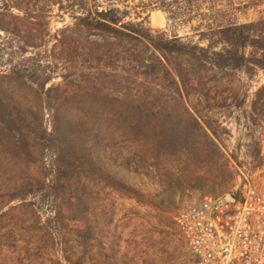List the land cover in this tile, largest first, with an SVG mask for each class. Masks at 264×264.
Returning a JSON list of instances; mask_svg holds the SVG:
<instances>
[{
	"label": "rangeland",
	"instance_id": "1",
	"mask_svg": "<svg viewBox=\"0 0 264 264\" xmlns=\"http://www.w3.org/2000/svg\"><path fill=\"white\" fill-rule=\"evenodd\" d=\"M129 5L131 16L140 13L153 33L178 35L185 42L195 43H199L206 19L243 24L264 17V0H186L179 5L172 0H130ZM166 11H172L171 18ZM189 17L191 21L187 20ZM72 22L69 16L54 11L49 22L50 41H54L59 30L71 27ZM63 44V55L45 58L33 67L38 71L33 78L37 83L50 78L45 86L49 92L42 96V105L24 110L42 108L43 127L59 135L54 147L59 159L65 157L63 150L67 151L70 138L84 149L83 154L91 143L96 153L101 145L107 148L106 156L115 158L116 163H133L135 173L130 180L148 194L137 198L116 193L104 188L90 173L81 175L93 214L91 228L102 239L103 248L90 244V264H100L96 255L103 251L108 259L115 256L126 264H192L175 227V216L204 197L233 193L245 181L264 185V113L252 112L251 108L255 92L264 86V70L236 71L228 77L231 85L222 89L207 77L206 85L189 86L186 91L172 73L160 68L158 61L152 60L153 65L139 61L127 65L122 60L123 50L109 49L100 37L74 32L66 35ZM157 68L161 70L158 72ZM7 69L0 56V73ZM232 90L244 100L242 106L238 101L232 102ZM27 97L30 99L33 94L29 92ZM131 110L141 112L144 120H153L158 130L165 127L168 143L150 146L148 141H132L115 120L118 114ZM204 122L212 127L215 136ZM51 154L42 155L48 159ZM12 159L19 162L18 158ZM63 165L67 166L65 162ZM14 169L17 176L25 173L18 166ZM71 170L65 173L77 178ZM50 194L51 198L60 196L55 190ZM24 197V203L35 209L40 223L47 226L43 228L48 235L53 233V245L70 251L73 240L68 217L54 219L48 226L52 208L46 199L34 198V193ZM19 204L22 202L18 200L10 202V206ZM30 213L18 211L13 218L28 219L23 224L25 228L31 223ZM26 235L21 233L17 239L23 236L25 240ZM41 236L42 249L51 247L47 234L42 231Z\"/></svg>",
	"mask_w": 264,
	"mask_h": 264
},
{
	"label": "trees",
	"instance_id": "2",
	"mask_svg": "<svg viewBox=\"0 0 264 264\" xmlns=\"http://www.w3.org/2000/svg\"><path fill=\"white\" fill-rule=\"evenodd\" d=\"M172 1L179 5L186 0ZM129 4L130 0H0V56L8 67L6 72L0 73V264H90L93 261L90 244L103 249L102 239L96 237L91 228L93 214L87 202V186L80 180L83 174L90 173L104 188L116 193L137 198L148 196L130 180L135 173L133 163L129 160L116 163L115 158L106 156L107 148L101 145L98 146L99 153L92 149L91 143L83 154L84 149L78 148L76 141L70 138L67 151L63 150L65 157L59 159L55 153L57 148L54 149L59 135L43 127L42 108L31 112L24 110L27 106L42 105V96L49 92L45 86L50 78L37 83L33 78L38 71L33 67L45 58L63 55L66 35L75 32L100 37L108 43L109 49L123 50L122 60L127 65L138 61L153 65L152 60L158 61L160 68L172 73L186 91L189 86L206 85L207 77L216 82L215 87L222 89L231 85L232 80L228 77L236 71L264 70V17L243 24L206 19L199 33V43H195L185 42L178 35L168 37L153 33L140 13L131 16ZM160 8L163 10L164 6L160 5ZM54 11L69 16L73 22L71 27L59 30L52 42L49 22ZM171 12H167L170 18ZM187 20L191 21L192 17ZM49 44L50 49L47 48ZM142 48L146 51L142 52ZM160 68H157L158 72ZM223 78L227 80L223 81ZM29 92L33 94L30 99L27 97ZM231 92L232 102L238 101L242 106L244 100H240L233 90ZM251 108L252 112L264 113V86L255 92ZM115 120L136 143L148 141L150 146L168 143L165 127L158 130L153 120L142 119L137 110L120 113ZM204 124L215 136L212 127L207 122ZM44 152L52 154L47 159L43 158ZM35 153L38 156L35 157ZM78 154L81 156L75 157ZM16 166L25 173L17 176ZM70 168L77 178L65 173ZM51 190L60 196L51 198ZM32 193L34 198H45L52 208L48 226L54 219L68 217L66 222L73 240L70 251L53 245V233L48 235L47 226L40 223L36 210L24 203V194ZM17 200L22 204L10 206V202ZM18 211L31 212V223L25 228L23 224L28 223V219L13 218ZM42 231L47 234V240H51V247L46 249L41 246L44 243ZM24 232L26 239L23 236L17 239ZM96 256L100 264H126L115 256L108 259L104 251L97 252Z\"/></svg>",
	"mask_w": 264,
	"mask_h": 264
},
{
	"label": "built area",
	"instance_id": "3",
	"mask_svg": "<svg viewBox=\"0 0 264 264\" xmlns=\"http://www.w3.org/2000/svg\"><path fill=\"white\" fill-rule=\"evenodd\" d=\"M174 223L192 264H264V185L192 203Z\"/></svg>",
	"mask_w": 264,
	"mask_h": 264
}]
</instances>
